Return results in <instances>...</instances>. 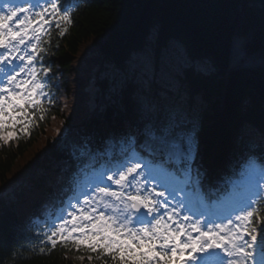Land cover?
<instances>
[{
  "label": "trees",
  "instance_id": "16d2710c",
  "mask_svg": "<svg viewBox=\"0 0 264 264\" xmlns=\"http://www.w3.org/2000/svg\"><path fill=\"white\" fill-rule=\"evenodd\" d=\"M56 2L61 14H71V25L62 24L60 30L67 27L62 38L60 30L51 31L35 62L49 72L43 79L53 106L29 111L34 127L8 128L2 134L17 139L7 145L0 140V264H113L99 252L59 244L49 255L44 241L87 181L112 174L124 161L127 171L133 158L146 160L190 187L188 194L217 206L239 196L240 182L252 168L264 173V0ZM172 42L187 53L189 64L174 77L193 113L175 129L193 133L194 141L177 146L146 127L131 80L112 101L98 79L103 67L122 69L133 54ZM92 85L101 89L90 92ZM259 192L260 223L255 216L252 222L258 253L264 189ZM72 253L81 254L79 263Z\"/></svg>",
  "mask_w": 264,
  "mask_h": 264
},
{
  "label": "snow or ice",
  "instance_id": "6c2138e0",
  "mask_svg": "<svg viewBox=\"0 0 264 264\" xmlns=\"http://www.w3.org/2000/svg\"><path fill=\"white\" fill-rule=\"evenodd\" d=\"M5 4L13 2L0 0V134L8 128L15 130L19 124L30 131L34 126L28 112L53 106L46 90L48 82L43 79L49 72L38 70L35 62L51 31L60 30L62 24L71 25V14L67 10L61 14L56 0H35L31 9L21 7L20 11L13 6L6 9ZM17 17L21 18L17 21ZM33 20L36 27L32 26ZM66 32L64 27L59 31L60 37ZM21 84L30 87L25 90ZM46 115L47 111L39 117L41 122ZM26 134L21 132V136ZM15 139L16 136L0 135L5 145ZM142 175L139 167H127L117 178L107 176L119 191H105L102 187L90 200L78 202L80 207L72 205L75 214L68 211L61 215V222L53 223L54 230L46 235L44 243L50 246L47 254L59 244L62 249L99 252L100 259L108 257L113 264H264V239L258 253L257 228L252 227L254 216L257 225L260 223L256 207L261 198L259 191L238 213L228 217L229 223L208 228L191 221L187 214L172 213L165 203L155 199L163 197V192L145 188ZM164 199L167 201V197ZM144 224L149 226L136 227ZM180 257L185 259L181 261Z\"/></svg>",
  "mask_w": 264,
  "mask_h": 264
},
{
  "label": "rangeland",
  "instance_id": "374dc122",
  "mask_svg": "<svg viewBox=\"0 0 264 264\" xmlns=\"http://www.w3.org/2000/svg\"><path fill=\"white\" fill-rule=\"evenodd\" d=\"M11 2H13V5L5 4L4 7L7 9L10 6H13L14 10L20 11L21 7L31 9L33 3H35V0H11ZM20 18L21 17H17V21ZM32 26L36 27V22H32ZM17 31H19V29H17ZM238 47L239 41L234 40V50L237 51ZM188 64L189 60L187 58L185 49L182 48L178 43L172 42L167 46L160 48L158 51L153 48H147L143 53L133 54L122 69H116L112 66L103 67L98 73V79L104 81L99 82V84L105 86L104 89L106 92V98L112 101L114 100V97H116L119 88L123 85L125 80H131L135 84L134 88H136L133 96L137 103L139 112L138 114L146 124V127H148L150 130L154 129L155 132H158L159 136L157 135V137L160 138L164 143L169 144V146H177L178 142L188 144L191 141H194L193 133L188 134V131L175 129L187 122L188 119L193 116V113L188 111L187 107L184 105V98L179 97L180 91L176 90V82L174 77V73H176V71H181L182 68L186 67ZM153 84L155 86L158 85L159 89L150 92L149 87ZM20 87L27 90L30 85L21 84ZM98 89L101 88L96 85H92L90 92L96 93ZM18 90L19 89H17V91ZM166 90H168L170 93H167ZM15 102L19 103V101ZM191 127L192 126H189V128ZM0 135L5 136V134ZM140 161L142 163L134 164L132 167H139L140 172L143 173V175L140 177L141 183L144 184L145 188H148V180H154L155 182L157 181L152 175L154 171H150V169H155L151 166L147 167L143 160ZM155 171H157V173L160 172L158 170ZM109 175L110 174L102 175L99 178L100 180H96L94 177L88 180L86 186L88 188V192H86L87 190L83 191L81 202L83 200H90L92 195L100 191L101 189H99L96 181L103 180V182H105L107 180V176ZM111 175L114 178H117L119 174L114 172ZM165 179L169 180V178L166 177ZM157 187L162 186L157 182ZM263 189L264 173L258 169L252 168L250 171H248V175H246V177L240 182V190L242 191L241 195L243 197H254L258 191ZM103 190L119 191V189H117L115 186ZM189 191L190 187L185 189L186 193ZM185 192H178V194L167 191V193H163L164 196L159 197L158 200L161 203H165L166 208H168L172 213L178 211L181 213V215H183L184 212L187 213L186 210L183 211L182 209L184 208V204L192 200V198ZM164 197H167V201H165ZM72 205H75V203H70L67 208L72 209ZM80 206L81 204H79L78 207ZM67 212L68 211H65L64 215H66ZM85 214H87V211H85ZM60 217L59 222H61ZM189 219L199 223V221L193 218L191 215H189ZM181 223L184 222L182 221ZM225 223H229V221L224 223L218 222L207 224V227L215 228L217 224L223 226ZM193 237L195 238V235ZM221 237L223 238V234H221ZM70 257L76 263H79L81 260V254L79 253H72L70 254ZM184 259L185 257L180 258L181 261Z\"/></svg>",
  "mask_w": 264,
  "mask_h": 264
},
{
  "label": "bare ground",
  "instance_id": "6f19581e",
  "mask_svg": "<svg viewBox=\"0 0 264 264\" xmlns=\"http://www.w3.org/2000/svg\"><path fill=\"white\" fill-rule=\"evenodd\" d=\"M197 235V234H196ZM212 264H214V261L212 262Z\"/></svg>",
  "mask_w": 264,
  "mask_h": 264
}]
</instances>
